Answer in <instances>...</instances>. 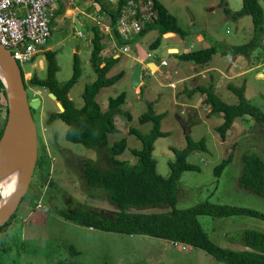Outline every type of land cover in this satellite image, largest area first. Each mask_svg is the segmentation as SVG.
<instances>
[{
  "label": "rangeland",
  "instance_id": "rangeland-1",
  "mask_svg": "<svg viewBox=\"0 0 264 264\" xmlns=\"http://www.w3.org/2000/svg\"><path fill=\"white\" fill-rule=\"evenodd\" d=\"M96 1L68 0L57 4V12L59 6L64 9L52 18V35L47 50L21 64L29 101L40 99L42 102L34 121L39 132V156L45 158V164L43 168L36 167L30 188L11 225L0 232V264H223L203 249L189 244L151 235H130L81 226L66 221L59 213L94 210L103 218L115 217L118 209L110 195L88 186L86 163L112 170L109 148L126 140L127 149L117 160L136 164L138 159L132 151L142 149L143 143L130 134V130L152 133L155 122L143 124L141 118L151 111L153 104L155 113L162 115L161 130L168 133L157 141L154 153L158 160V173L162 177L169 179L171 176L170 164L177 159L174 149L185 148L189 139L206 142L205 150L197 149L188 158L199 171L182 176L178 185V210L210 203L264 215V199L245 190L240 183L245 154L253 153L264 160V126L245 115L235 121L223 139L219 128L226 122V115L212 113V105L205 104L206 96L199 90H210L214 84V93L224 103L238 106L242 100L231 88L233 86L243 91L247 102L264 112V32L260 46L255 47L250 55H223V49L240 47L254 38L250 16L236 19L224 10V7H229L234 13L240 12L242 0H152L162 3L187 35L184 38L180 35L163 38L161 47L154 50L152 46L161 38V33L152 30L137 36L135 41L130 40L129 52L124 53L123 45L118 40H111V34L106 35L110 19L108 14L101 15L100 9L95 10L98 8ZM259 3L264 11V0H259ZM67 9L69 11L64 15ZM87 13L88 17L84 15ZM96 27L106 39L103 57L115 59L108 76L123 73L115 85L101 91L97 100L105 112L109 111L112 98L125 94L126 101L121 112L114 115L118 132L109 136L107 145L90 149L67 140L68 125L58 118L50 120L52 115L61 112L58 101L47 88L35 86L30 80L34 76L48 78L46 52L50 50L55 53V79L60 85H65L76 73L78 55L82 75L70 90L69 97L76 108L82 109L86 104L84 94L87 86L98 79L92 62L96 36L93 28ZM171 47H177L180 53L212 47L219 51L207 64H197L181 60L175 51L165 56L164 51ZM149 53L153 56L150 57ZM141 58L145 60V72L144 85L139 92L133 76ZM163 60L168 64L163 65ZM149 61L161 65V72H169L171 80L161 73H153L148 66ZM4 105L3 101L0 107L3 119L6 114ZM126 113L132 115L133 120L129 121ZM231 155L233 159L229 166L217 177L216 169ZM141 211L169 213L171 209L165 206L161 209L143 208ZM199 221L215 243L236 250L245 248L243 232L246 229L264 231V219L258 217L205 215L200 216Z\"/></svg>",
  "mask_w": 264,
  "mask_h": 264
},
{
  "label": "trees",
  "instance_id": "trees-1",
  "mask_svg": "<svg viewBox=\"0 0 264 264\" xmlns=\"http://www.w3.org/2000/svg\"><path fill=\"white\" fill-rule=\"evenodd\" d=\"M128 0H119L117 4H108L105 0H100L102 13L110 15L113 33L117 36L120 44H125L120 39L116 29V22L122 14L124 5ZM242 9L234 13L229 7H224L229 15L236 19L243 16H250L254 25V38L240 46L223 49V55H250L255 47L260 46L264 32V11L260 6L259 0H242ZM224 3H221L223 5ZM159 10V19L156 22L147 25L141 35L152 30H158L161 38L155 42L152 49L158 50L161 47V39L166 34L174 33L185 37L187 31L179 26L176 17L160 2H156ZM94 52L92 62L96 68L98 79L93 84L87 86L84 99L85 106L82 109L76 108L74 102L70 99V90L76 86L81 75V60L76 56V73L73 78L65 85H60L55 79L57 66L55 63V53L46 52L48 59V78L41 79L34 76L30 82L42 88H47L49 92L56 96L57 101L61 103L64 112L52 115L50 120L61 119L68 125L66 138L75 144H83L90 149L107 145L109 136L116 134L118 128L115 124L114 115L121 112V106L126 101L125 94L117 98H112L109 105V111L105 112L97 100L99 94L104 88L115 85L122 77L123 73L109 77L111 68L114 64V57H103L104 36L100 29L95 28ZM219 51L217 47L205 50H191L179 54L181 60L192 61L197 64H207L212 56ZM177 54V53H176ZM24 77V76H23ZM241 96V104L238 106L224 103L214 92L212 88L206 90L199 89L206 96L205 104L212 105V113H222L226 115V122L219 128L223 139H226L227 132L239 117L249 115L257 123L264 126V112L255 105L247 102L243 97V91L235 89ZM5 102V118L1 117L0 112V140L3 136L7 123L8 108L6 89L0 79V107ZM151 104V111L141 118V123L155 122L152 133L144 134L137 129L130 130V134L135 135L142 141V149L133 150L132 154L138 159L136 164L129 161H119L117 157L122 155L127 149L126 140L115 143L111 151L112 170H103L96 168L90 162L86 163V180L91 189H98L107 192L113 204L117 207L113 219L103 218L94 210L61 211L59 215L66 221H70L81 226H91L106 231H117L130 235H151L159 238H165L176 243H183L203 249L206 253L212 255L216 261L223 264H264V231L258 229H246L243 232V243L245 248L236 250L220 246L215 243L205 231L200 216L213 217H233V216H251L263 218L264 215L252 210H247L232 206H219L210 203H203L187 210H178V185L182 176L187 172L199 171L198 167L189 163L188 158L197 150H205L206 142L201 140L194 142L188 140V145L183 149H174L177 156L176 161L170 164L171 176L165 179L158 173V160L155 159L157 141L166 137L168 133L161 130L162 115H157ZM127 119L133 120L129 113L125 114ZM232 155L224 160L215 174L220 177L224 169L232 161ZM45 158H39L38 168H43ZM242 187L264 199V160L253 153L243 156V170L240 179ZM24 200V199H23ZM22 203V202H21ZM170 207L169 213H148L142 212L143 208L161 209ZM138 208V211L129 209ZM16 215V214H15ZM14 215V216H15ZM13 216V218H14ZM12 218V219H13ZM11 219V221H12ZM11 221L0 229V232L7 230Z\"/></svg>",
  "mask_w": 264,
  "mask_h": 264
},
{
  "label": "water",
  "instance_id": "water-1",
  "mask_svg": "<svg viewBox=\"0 0 264 264\" xmlns=\"http://www.w3.org/2000/svg\"><path fill=\"white\" fill-rule=\"evenodd\" d=\"M175 34H166L171 38ZM177 52L175 49L171 50ZM173 53V52H172ZM165 56L169 55L164 52ZM153 73H161L171 80L169 72H161L155 61L149 65ZM0 68L5 79H0L6 89L8 117L3 136L0 140V182L14 173H22L23 178L13 197L0 209V229L7 225L17 213L25 198L39 161V132L34 115L42 105L40 99L29 101L22 69L9 50L0 44ZM169 74V75H168ZM143 66L138 65L135 75V87L141 92ZM51 96L57 100L56 96ZM61 112L64 108L58 102Z\"/></svg>",
  "mask_w": 264,
  "mask_h": 264
},
{
  "label": "built area",
  "instance_id": "built-area-1",
  "mask_svg": "<svg viewBox=\"0 0 264 264\" xmlns=\"http://www.w3.org/2000/svg\"><path fill=\"white\" fill-rule=\"evenodd\" d=\"M65 1L68 0H0V44L9 50L20 66L47 50L52 35V18L57 13L56 5ZM109 1L117 4L119 0ZM159 16L155 1H127L116 22L118 35L125 42L122 44L124 53L129 52L128 42L140 36L145 27L156 22ZM108 32H113V29L109 27ZM149 56L152 57L153 53ZM162 64L167 65L168 61L163 60Z\"/></svg>",
  "mask_w": 264,
  "mask_h": 264
},
{
  "label": "bare ground",
  "instance_id": "bare-ground-1",
  "mask_svg": "<svg viewBox=\"0 0 264 264\" xmlns=\"http://www.w3.org/2000/svg\"><path fill=\"white\" fill-rule=\"evenodd\" d=\"M0 74L5 76L0 68ZM22 173H14L0 182V209L13 197L22 181Z\"/></svg>",
  "mask_w": 264,
  "mask_h": 264
},
{
  "label": "crops",
  "instance_id": "crops-1",
  "mask_svg": "<svg viewBox=\"0 0 264 264\" xmlns=\"http://www.w3.org/2000/svg\"><path fill=\"white\" fill-rule=\"evenodd\" d=\"M96 5L98 6V8H96L95 10H99L100 9V11H101V15L103 14L102 13V5H101V3H100V0H97L96 1ZM63 6H59V10H58V12L57 13H59V12H61L62 13V11H63ZM67 11H69V9H67L65 12H64V15L67 13ZM91 12V11H90ZM86 17H88V13L87 14H84ZM105 15H107V14H105ZM107 16H109V19H110V24H111V22H112V19H111V17H110V15H107ZM91 17V16H90ZM86 19V18H85ZM92 21L94 22V19H92ZM109 27H110V25H109ZM108 27V28H109ZM96 28H98V27H96ZM95 28H93V31L95 32V30H94ZM99 29V28H98ZM103 34V33H102ZM111 34V36H110V39L111 40H113V41H115V40H118L117 39V36L112 32V33H110V32H106V35H110ZM103 36H104V40H103V45H104V52H105V49H106V39H105V35L103 34ZM173 37H175V35L173 36ZM164 38H166L165 36H164ZM172 38V37H171ZM134 41H135V39H134ZM173 49H175L177 52V54L179 55V54H181L180 52H179V49L177 48V47H171V48H169V49H167L166 51H164V52H168L169 54H170V51L171 50H173ZM103 52V53H104ZM186 52H188V51H186ZM184 53V52H183ZM103 55V54H102ZM165 55V54H164ZM108 56V55H107ZM118 56V54H115V57H117ZM111 57V56H110ZM105 58H109V57H105ZM140 61L141 62H139L137 65H136V67H135V72H136V69H137V67H138V65H141V66H143V76H144V72H145V65H144V59H140ZM184 61V60H183ZM152 61H149L148 62V66L150 65V63H151ZM160 67H161V65H159ZM196 68V67H195ZM197 69V68H196ZM200 70V69H199ZM201 70H203V69H201ZM135 72H134V75H135ZM170 72L172 73V70H170ZM203 72L204 73H206L207 72V70H203ZM203 72H201V73H203ZM200 73V72H199ZM199 76V75H198ZM134 77V76H133ZM144 85V78H143V80H142V86ZM142 86H141V89H142ZM172 86H173V84H172ZM174 87V86H173ZM231 87H233V86H231ZM210 88H212L213 89V92H214V84H212L211 86H210ZM216 94V93H215ZM217 95V94H216Z\"/></svg>",
  "mask_w": 264,
  "mask_h": 264
},
{
  "label": "flooded vegetation",
  "instance_id": "flooded-vegetation-1",
  "mask_svg": "<svg viewBox=\"0 0 264 264\" xmlns=\"http://www.w3.org/2000/svg\"><path fill=\"white\" fill-rule=\"evenodd\" d=\"M39 154H40V142H39ZM39 158H40V156H39Z\"/></svg>",
  "mask_w": 264,
  "mask_h": 264
}]
</instances>
